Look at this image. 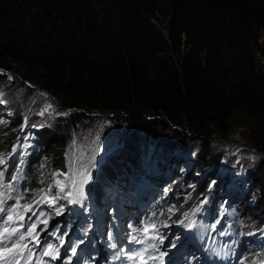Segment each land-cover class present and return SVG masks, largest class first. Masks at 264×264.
I'll list each match as a JSON object with an SVG mask.
<instances>
[{
	"label": "trees",
	"instance_id": "16d2710c",
	"mask_svg": "<svg viewBox=\"0 0 264 264\" xmlns=\"http://www.w3.org/2000/svg\"><path fill=\"white\" fill-rule=\"evenodd\" d=\"M262 31L264 0H0V69L14 85L30 84L55 101L64 112L56 134L108 114L145 132L136 135L140 142H125L126 149L141 154L139 164L159 161L163 150H178L184 151L178 152V162L199 156V164L207 158L213 165L206 152L214 136L227 139L240 119L251 127L257 137L251 140L257 142L253 147L264 155ZM12 124L11 118L0 119L3 147ZM61 136L46 150L43 139L36 137L22 157L16 155L25 203L46 192L51 174L62 169L50 157L57 155L55 148L65 134ZM196 141L201 147L192 149ZM194 161H188L189 169L197 167ZM128 163L118 161L114 168L117 176L121 171L131 182L136 179L134 167L138 175L140 170ZM160 164L165 172L176 173ZM258 167L264 170V160ZM186 176L185 186L170 193L167 201L182 197L183 212L195 217L192 210L208 197L205 190L189 193L194 174ZM148 180L146 176L138 184L145 187ZM227 184L222 178L213 183L206 203L215 214L223 204L221 194L228 193ZM234 200V209L253 216L244 201ZM233 230L239 246L246 247L236 221ZM245 253L249 264L260 262V253Z\"/></svg>",
	"mask_w": 264,
	"mask_h": 264
},
{
	"label": "rangeland",
	"instance_id": "374dc122",
	"mask_svg": "<svg viewBox=\"0 0 264 264\" xmlns=\"http://www.w3.org/2000/svg\"><path fill=\"white\" fill-rule=\"evenodd\" d=\"M260 37L259 43L263 41V31L260 32ZM261 47L264 48L263 43ZM261 59L262 57H260L262 63ZM2 76L3 72L0 69V99L3 100L0 103V119L11 118L13 121V129L6 130V135L9 138L5 137V140H9V143L4 147L0 145V154L8 159V171L5 179L9 178L11 172L14 175L17 174L14 170V154L19 153L21 148L25 149L26 146L32 145L34 138L40 136L43 139L42 148L44 150L50 149L52 141L55 144V138H62L61 133L65 134L63 142L61 145L59 142L55 148L57 149V155L50 157L53 161L55 157L56 165H59L62 169L60 168V171L56 169L51 174L49 198L60 194L59 189L54 186V173L69 174L70 172H78L84 167H87L90 173V179L83 188L85 198L81 202L69 204L65 199L56 201V207H64L62 215H55L54 208L50 207L47 200L35 206L34 211L37 213L43 211L52 216L48 221L46 230L48 233H60L63 237L72 234V237L79 238L80 241L83 240V243H88L89 246H103L106 239L105 236H102V230H106L111 224L116 227L115 220L118 216L119 206L121 205V208L127 212L133 211L131 207L133 202L129 203V207L125 205L123 200H120L119 204L126 175L119 171L121 174L117 176L118 168H114L118 161L125 166L130 165L128 163L130 162L136 164L137 167L139 166V175L142 179L147 176L149 183L152 181L155 187V189L151 187V191L155 196L154 201L155 203L162 201L167 212L170 209L168 218L174 219V216H178L179 219L175 220L173 224H166L168 228H175L179 224L185 225L194 220L192 219L194 215L191 216V213H187V220H185V217L181 218L185 214L182 208V197L175 198L172 203L167 201V196L170 193L180 191L181 187L185 186L184 176L187 174L186 177H188L194 174V178L188 185L195 184L196 186L199 184V188L196 189L193 186L189 188L188 192L202 194L205 190L208 198L207 200L203 198L202 201H204L201 206L197 210H192L198 216L195 217L192 228L199 225L200 232H207L206 228L208 226L205 225V222H209L211 231H217V228L221 226L223 229L225 228L226 232L221 230L220 234L229 236V228L236 221L239 225V232L245 238L249 250L260 253V262L257 264H264V225L259 226L260 223L264 222V170L258 167L260 162L264 160V155L258 148L253 147L257 142L251 140L257 137L253 134L251 127L243 120L240 119L235 123V127L227 139H222L218 135L214 136L215 141L212 142L209 151L206 152L210 154L206 157H210V160L215 162L213 165L208 164L207 158L203 165L199 164V156L195 161L192 157H188L185 158L184 162H178V150H174V152L163 150L159 155V161L153 159V164L142 166V163L139 164L141 154L134 149H126L125 142L128 143L134 139L140 142V137L136 135L142 136L145 133L143 130L138 128L132 130L130 123L125 120H115V117L112 118L111 115L98 114L92 118V121L83 124L81 122L75 123L67 131L56 134L57 131L62 129L60 117L63 116L64 112L60 111L55 101L42 95L30 84L25 85L26 88L18 84L14 85L12 81ZM41 113L43 114L41 115ZM46 133H50L48 138H43ZM162 138L166 139V135L164 134ZM192 145L194 146L192 149L201 147L199 141L194 142ZM248 149L253 150V153L248 152ZM183 152L180 151L179 153ZM93 156L95 157L94 161ZM219 157L221 160L218 162ZM192 160L197 167L189 169V166L192 165L188 161ZM161 161L166 163L168 168H174L176 173L165 172L161 167ZM134 171L138 175L135 167ZM205 171L208 172L205 176V184L202 185L201 183L205 177L203 179H200V177L204 176ZM220 178L228 182V193L225 194V191H223L221 194L223 204L218 214H215L206 202L211 199L213 183L215 181L220 182ZM245 178H249V180H245ZM56 179L64 181L66 176L62 175L56 177ZM207 179H210V181L207 182ZM256 183L260 184L256 185ZM96 187L97 192L94 191ZM240 188L241 190L243 188V193L240 192ZM124 194L127 195L126 192ZM182 195L184 196L185 193L183 192ZM39 198L40 196L35 197L29 204H33ZM234 199L244 201L247 208L252 210L253 216H248L245 212L246 209L243 212L234 209ZM111 209L114 211L112 212ZM27 214H30L36 220V216L32 212ZM180 221H184V223H180ZM44 227V224H40L38 229L41 230ZM57 228L59 229L58 232ZM181 228L176 229V235H178Z\"/></svg>",
	"mask_w": 264,
	"mask_h": 264
},
{
	"label": "snow or ice",
	"instance_id": "6c2138e0",
	"mask_svg": "<svg viewBox=\"0 0 264 264\" xmlns=\"http://www.w3.org/2000/svg\"><path fill=\"white\" fill-rule=\"evenodd\" d=\"M11 79V77H9ZM3 100L0 99V103ZM50 107V106H49ZM43 113H41L42 115ZM98 151V149H97ZM95 157L93 156V161ZM23 162L21 161V164ZM8 171V159L0 154V216H3L4 219L0 220V264H44L43 259L36 258V253L33 248L29 247V244H33L35 247H39L40 238L37 228L40 224H44V229L41 231H46L48 227V221L52 218L50 214H47L43 211L36 212L34 208L36 205L48 201L50 207L54 208L55 215H62L64 212V207H56V201L60 199H65L69 204H75L81 202L85 198L84 185L90 179V173L87 167L82 168L78 172H70L69 174L64 173H54V186L59 189V195H54L49 198V193H51V187L40 195L38 200H35L33 204L24 203L21 204V200L24 199V196L17 194L13 197L12 192L14 191V186L19 179L22 178L20 175L21 169L18 167L16 169V175H12L10 182L5 183V175ZM66 176L64 181L56 179L59 176ZM14 199L15 203L10 207H6L8 200ZM170 211V210H169ZM29 212H32L36 216L35 221H31L26 231L24 230V221L25 215ZM155 215V214H153ZM163 215V213H161ZM185 220L188 219V214L185 213ZM184 223V221H180ZM194 222H190L187 226L192 227ZM156 232L155 223L145 224L142 230V234L145 240H157L159 239L163 243L162 238L158 234H150ZM59 229L57 228V232ZM109 239H112L109 235ZM132 240H137L136 236L132 237ZM140 242V241H137ZM63 246V240L61 239V245ZM175 246L174 244L172 245ZM111 247L115 248L116 245L112 244ZM155 247V245H151ZM149 253V247H145L142 251L137 252L134 255L128 257L133 261H139L140 264H148V260H162L166 253L161 252L159 256L147 255ZM71 254L76 255V248L71 249ZM123 255V252L120 253ZM41 257H47L50 260L59 259L60 253L59 248L54 246L51 243L46 244L43 251L40 253ZM116 258H119L117 256ZM70 264V262H69Z\"/></svg>",
	"mask_w": 264,
	"mask_h": 264
},
{
	"label": "bare ground",
	"instance_id": "6f19581e",
	"mask_svg": "<svg viewBox=\"0 0 264 264\" xmlns=\"http://www.w3.org/2000/svg\"><path fill=\"white\" fill-rule=\"evenodd\" d=\"M122 195H124V193H122ZM128 200L130 202H132V198L131 197H129ZM152 203H155V201H152ZM158 203H160V202H158ZM158 203L156 202V204H158ZM149 205H150V203L147 204V206H149ZM206 221H211V220H206Z\"/></svg>",
	"mask_w": 264,
	"mask_h": 264
},
{
	"label": "water",
	"instance_id": "95a60500",
	"mask_svg": "<svg viewBox=\"0 0 264 264\" xmlns=\"http://www.w3.org/2000/svg\"><path fill=\"white\" fill-rule=\"evenodd\" d=\"M3 73H8L7 71L5 72V70H2Z\"/></svg>",
	"mask_w": 264,
	"mask_h": 264
}]
</instances>
